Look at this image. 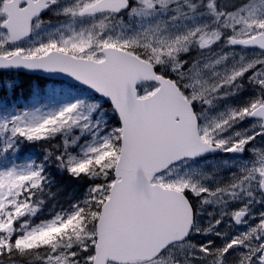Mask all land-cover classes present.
I'll return each mask as SVG.
<instances>
[{
	"label": "snow or ice",
	"instance_id": "1",
	"mask_svg": "<svg viewBox=\"0 0 264 264\" xmlns=\"http://www.w3.org/2000/svg\"><path fill=\"white\" fill-rule=\"evenodd\" d=\"M0 264H264V0H0Z\"/></svg>",
	"mask_w": 264,
	"mask_h": 264
},
{
	"label": "trees",
	"instance_id": "2",
	"mask_svg": "<svg viewBox=\"0 0 264 264\" xmlns=\"http://www.w3.org/2000/svg\"><path fill=\"white\" fill-rule=\"evenodd\" d=\"M19 79H20V82H21L20 87H19L20 90H21L25 85H27V84L30 82V80H32V82H36V81H37L38 83H42V82H43V80H40V79H38V78H33V77H28V76H23V75H21V76L19 77ZM20 90L17 91V93H18V94H19V93H22L24 97H27L28 93H27L25 90H22V91H20ZM81 184L83 185V187H80V188H79V192H80V193H82L83 190H84V187H86V184H85L84 182H81ZM74 186H76V185H73V187H74ZM73 187L68 188V189H67V192H66L64 195L58 196V197H57V200L52 202V204H55V205H56L57 210L59 209V206H60L61 204H63L65 207L67 206V204L65 203V201H66L67 199H70V198L72 197V193H71L70 191L72 190ZM73 191H74V190H73ZM52 204L49 205V208L52 207ZM47 210H48V209H46L45 212H47Z\"/></svg>",
	"mask_w": 264,
	"mask_h": 264
},
{
	"label": "rangeland",
	"instance_id": "3",
	"mask_svg": "<svg viewBox=\"0 0 264 264\" xmlns=\"http://www.w3.org/2000/svg\"><path fill=\"white\" fill-rule=\"evenodd\" d=\"M7 75L11 76L12 78H15V79L18 80L19 83L21 84L20 79H18L17 74L8 73ZM49 82H50V81H45V82H43V83L41 84V86L43 87L45 84H47V83H49ZM30 83H33L32 80H30V82H29L27 85H25L21 90H20V88H18L17 91H19V90H20V91L25 90V91L28 93V95H29V87H28V86H29ZM36 83H37V82H36ZM28 95H27V96H28ZM20 162H23V158L21 159ZM76 188H77V186H74L70 192L73 194V190L76 189Z\"/></svg>",
	"mask_w": 264,
	"mask_h": 264
},
{
	"label": "water",
	"instance_id": "4",
	"mask_svg": "<svg viewBox=\"0 0 264 264\" xmlns=\"http://www.w3.org/2000/svg\"><path fill=\"white\" fill-rule=\"evenodd\" d=\"M13 71H20V72H23V73H26V74H34V75H37L39 77H44V78H49V79H62L63 77H59V76H56V77H45L44 74L42 73H30V72H27L25 70H13Z\"/></svg>",
	"mask_w": 264,
	"mask_h": 264
}]
</instances>
